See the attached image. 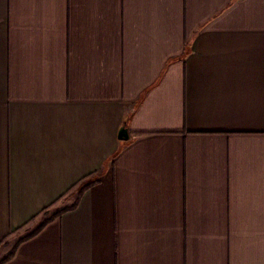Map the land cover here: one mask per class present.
<instances>
[{
	"label": "crops",
	"instance_id": "0c3cea01",
	"mask_svg": "<svg viewBox=\"0 0 264 264\" xmlns=\"http://www.w3.org/2000/svg\"><path fill=\"white\" fill-rule=\"evenodd\" d=\"M0 264H264V0H0Z\"/></svg>",
	"mask_w": 264,
	"mask_h": 264
},
{
	"label": "water",
	"instance_id": "95a60500",
	"mask_svg": "<svg viewBox=\"0 0 264 264\" xmlns=\"http://www.w3.org/2000/svg\"><path fill=\"white\" fill-rule=\"evenodd\" d=\"M119 137L120 138H126L127 137V132L125 131L124 128L120 129Z\"/></svg>",
	"mask_w": 264,
	"mask_h": 264
},
{
	"label": "rangeland",
	"instance_id": "374dc122",
	"mask_svg": "<svg viewBox=\"0 0 264 264\" xmlns=\"http://www.w3.org/2000/svg\"><path fill=\"white\" fill-rule=\"evenodd\" d=\"M53 211H54V208H51V209L45 211V212L41 215V218H42V217H45V216H47V215L52 214Z\"/></svg>",
	"mask_w": 264,
	"mask_h": 264
}]
</instances>
